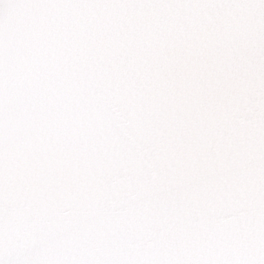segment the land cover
I'll return each instance as SVG.
<instances>
[{
    "label": "snow or ice",
    "instance_id": "obj_1",
    "mask_svg": "<svg viewBox=\"0 0 264 264\" xmlns=\"http://www.w3.org/2000/svg\"><path fill=\"white\" fill-rule=\"evenodd\" d=\"M0 264H264V0H0Z\"/></svg>",
    "mask_w": 264,
    "mask_h": 264
}]
</instances>
